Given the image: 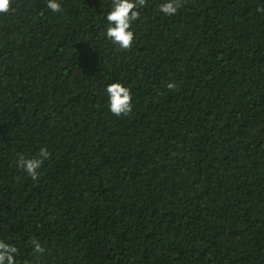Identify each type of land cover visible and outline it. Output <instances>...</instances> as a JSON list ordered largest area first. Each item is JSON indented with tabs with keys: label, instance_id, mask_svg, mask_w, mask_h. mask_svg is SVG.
Masks as SVG:
<instances>
[{
	"label": "trees",
	"instance_id": "1",
	"mask_svg": "<svg viewBox=\"0 0 264 264\" xmlns=\"http://www.w3.org/2000/svg\"><path fill=\"white\" fill-rule=\"evenodd\" d=\"M57 2L0 14V239L16 264H264V0L172 16L147 0L130 50L106 38L112 0ZM115 82L128 116L109 110ZM42 147L33 180L17 161Z\"/></svg>",
	"mask_w": 264,
	"mask_h": 264
},
{
	"label": "clouds",
	"instance_id": "2",
	"mask_svg": "<svg viewBox=\"0 0 264 264\" xmlns=\"http://www.w3.org/2000/svg\"><path fill=\"white\" fill-rule=\"evenodd\" d=\"M147 0H112V9L107 14L108 27L106 38L113 44L119 45L121 50H130L135 39L132 30V23L140 17L139 8L144 7ZM183 6V0H166L160 4L159 9L167 16L175 15L180 7ZM47 7L53 12L62 10L61 4L57 0H47ZM12 10V0H0V14L8 13ZM264 11V8L258 9ZM168 89L176 87L175 83L168 82ZM106 92L109 98V110L116 116H128L133 108L132 95L128 87L122 83L115 82L107 86ZM49 158V152L42 147L38 156L25 158L21 155L17 161L18 167L27 173L33 180L39 178L38 170L42 167L44 161ZM35 253L43 254L45 249L41 246L38 239L31 240ZM18 248L12 244L6 243L0 239V264H16L15 256Z\"/></svg>",
	"mask_w": 264,
	"mask_h": 264
}]
</instances>
